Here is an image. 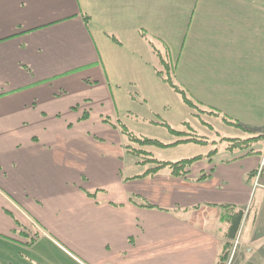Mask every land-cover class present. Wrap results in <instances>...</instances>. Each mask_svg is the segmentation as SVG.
Instances as JSON below:
<instances>
[{"label": "crops", "instance_id": "obj_1", "mask_svg": "<svg viewBox=\"0 0 264 264\" xmlns=\"http://www.w3.org/2000/svg\"><path fill=\"white\" fill-rule=\"evenodd\" d=\"M160 57L222 149L124 180V137L93 110L124 84L176 98ZM263 153L264 0H0V264H218L229 208L264 238Z\"/></svg>", "mask_w": 264, "mask_h": 264}, {"label": "rangeland", "instance_id": "obj_2", "mask_svg": "<svg viewBox=\"0 0 264 264\" xmlns=\"http://www.w3.org/2000/svg\"><path fill=\"white\" fill-rule=\"evenodd\" d=\"M158 48H160V46H158ZM172 68L169 77L173 82ZM169 92L171 93L172 91ZM113 96L115 97L118 111L110 113L105 106H102L98 111L93 110V113H99V111H101V115H103L105 121L115 125L120 124L125 127L128 133L138 139H151L157 140L163 144H170L184 136L178 137L171 135L168 132L167 126L174 131L189 133V136L203 139L204 137L206 139L209 138V134H207L205 129L206 127L203 125V123H205L204 121L208 119L207 114L204 112L208 110L200 107L193 101L192 102L197 107L196 109L186 107L181 97L178 95H175L177 99L174 97L173 100V97L168 98L166 96L160 100H156L153 99L151 94L146 95L141 88L135 86L130 87L127 84H124L119 89L114 88ZM185 96L190 99L187 94H185ZM123 141L125 149L127 147L129 150L125 153V166L121 171L124 180L125 178H133L147 169L153 168L154 164L147 163L146 158L158 162L170 161L175 163L199 155H206L215 148L217 151L222 149V146L218 144L216 147L208 146L205 148L203 145L192 143L187 146L164 149L152 146L140 147L137 144L127 141L126 138H124ZM207 142L210 143L209 140H207ZM140 150L147 152L149 155H140ZM145 164H147L146 167H144ZM251 213L250 209L244 210V220L242 221L238 234V244L234 250L232 264H264V238L261 239V243L259 244L254 242L253 238H250L251 234L244 237L247 230H250V227L254 229L259 227L260 219H257L256 222L253 221L254 216ZM234 243L232 242V249L234 248ZM1 247L2 246H0L1 255L7 258V262L10 263L11 252L2 250ZM33 260L38 262L36 258H33Z\"/></svg>", "mask_w": 264, "mask_h": 264}, {"label": "trees", "instance_id": "obj_3", "mask_svg": "<svg viewBox=\"0 0 264 264\" xmlns=\"http://www.w3.org/2000/svg\"><path fill=\"white\" fill-rule=\"evenodd\" d=\"M88 20H89V18H87V17L84 18L85 23L88 22ZM151 48L154 50L153 46H151ZM154 52H155V50H154ZM159 61H160V64L162 66V71L157 72V75L159 76V78L166 85H168L176 94H178L181 97V99H182V101L186 107H188L190 109H196L197 107L195 106V104L191 100H189L185 96V93L183 91H181L180 89H178V87L175 86L173 84V82L171 81V78L169 77V74H170L169 66L167 64H165L164 60L161 57L159 58ZM222 120L228 125L234 126L236 128H239V129L245 131V129L239 124L230 123L225 118H222ZM104 122H106V121H104ZM117 126L120 130L121 135L124 138H126L127 141H129L133 144H137L140 147L152 146V147L166 149V148L177 146L179 144L192 143V144L203 145V146L207 144V142L204 141L203 138L195 137V136H189L190 138L180 140V141H177V142L172 143V144H163L157 140L138 139V138L132 136L130 133H128V131L125 129V127L121 126L120 124ZM167 128H168V132L173 136L180 137L183 135L182 132H176L168 126H167ZM260 139H262V136H257V137L249 138V139L242 140V141L231 140V139H221L220 141L231 143L234 147H238L240 149H247L248 147H250V145L254 141H258ZM124 149H125V147H124ZM128 151L129 150L126 147L125 152H128ZM139 153H140V155H144V156L149 155L147 152H145L143 150H140ZM213 153L214 152H211L209 155L205 156V158H210L213 155ZM202 159H203V157L197 156V157L190 158V159H184V160H181V161H178L175 163H166V162H158L155 160H149L146 158V162L154 164V166H153V168H149L148 170H146L143 176H152V175L157 174L159 171H161L163 169H167L170 171V173L174 177H185L188 175L189 168L191 167V165L195 162L202 160ZM138 177H141V176L133 177L131 179H136ZM202 177H204V176H202ZM135 199L136 198L131 196V197H129V202L136 206L137 203H136ZM138 204L140 207H143V208H148V209L153 208V206L147 204L144 201L140 202ZM229 209H230V211L228 210L227 214L225 215V217H226L225 221L228 224V229H227L226 236H225L226 241L221 246V253L219 254L218 261H217L218 264H226L227 263L229 256H230V253H231V250H232V247H233L232 242L236 239V237L239 233L243 218H244V210H234L233 208H229Z\"/></svg>", "mask_w": 264, "mask_h": 264}, {"label": "built area", "instance_id": "obj_4", "mask_svg": "<svg viewBox=\"0 0 264 264\" xmlns=\"http://www.w3.org/2000/svg\"><path fill=\"white\" fill-rule=\"evenodd\" d=\"M263 167H264V155H263V158L260 161V164H259V166H258V168L256 170L255 181H254V186L255 187L258 186V180L260 178V175H261V172H262ZM234 242H233L234 243V248L232 249V251L230 253V257H229V259H228V261H227L226 264H232V257H233V254H234V250H235V247L238 244V235H237L236 239L234 240Z\"/></svg>", "mask_w": 264, "mask_h": 264}]
</instances>
